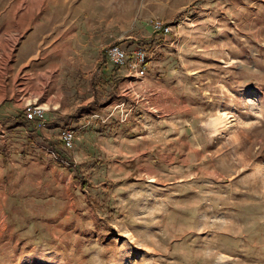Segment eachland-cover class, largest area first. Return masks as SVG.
Returning <instances> with one entry per match:
<instances>
[{"label": "rangeland", "instance_id": "obj_1", "mask_svg": "<svg viewBox=\"0 0 264 264\" xmlns=\"http://www.w3.org/2000/svg\"><path fill=\"white\" fill-rule=\"evenodd\" d=\"M0 49V264H264V0H0Z\"/></svg>", "mask_w": 264, "mask_h": 264}, {"label": "built area", "instance_id": "obj_2", "mask_svg": "<svg viewBox=\"0 0 264 264\" xmlns=\"http://www.w3.org/2000/svg\"><path fill=\"white\" fill-rule=\"evenodd\" d=\"M152 27L153 30L157 31V35L159 36L166 35L170 31L169 25H166L158 19L153 21ZM104 53L106 59L112 66L118 67L124 65L127 69L132 70V72H130L127 76L129 82L133 81L135 83L142 84L149 63V55L147 53L145 41L131 42L123 45L112 42L107 45ZM122 94L125 95L124 93ZM114 110L118 111L117 115L119 120H125L127 119L130 107L126 109L123 100L117 101L113 104L107 117H109ZM22 114L24 118H43V107L40 105L26 104L23 107ZM59 137L65 148L71 147L73 141V130L61 129Z\"/></svg>", "mask_w": 264, "mask_h": 264}, {"label": "crops", "instance_id": "obj_3", "mask_svg": "<svg viewBox=\"0 0 264 264\" xmlns=\"http://www.w3.org/2000/svg\"><path fill=\"white\" fill-rule=\"evenodd\" d=\"M38 8H36V7H34V6H30L28 9H26L25 10V13H22V12H17L18 11V9L15 7L14 9H13V11H12V13H11V16H12V18L14 17V18H16L17 20H16V22H18V25L19 26H24V27H26V29H25V31H27L28 29H30V33L31 34H33V36H31L30 37V39L31 40H33V41H43V37H36V38H34V29L38 26V19H40V18H37V16L36 15H38ZM18 13V14H17ZM17 15V16H16ZM22 15H24V16H22ZM26 16V17H25ZM35 20V21H34ZM32 21H34V22H32ZM28 27V28H27ZM157 36V35H156ZM29 39V40H30ZM46 40H48V38H46ZM17 51V50H16ZM16 51H15V54H16ZM46 53V52H45ZM37 54H38V52L36 51V52H34L33 53V55H31V56H29V57H27V59L29 60V61H32L33 60V58L34 59H36V58H38V56H37ZM17 55V54H16ZM18 56V55H17ZM7 58V53L5 52V51H3V50H1L0 49V64L2 63V62H4L5 61V59ZM28 60H26L25 62H24V65H22L23 67H28V66H31V67H35V65H38L37 64V62L33 65V64H31V63H29V61ZM30 65H29V64ZM44 66H46V64L44 65ZM2 67V66H1ZM0 72H2L1 71V68H0ZM10 117H12V116H10ZM9 117V118H10ZM25 120V119H24Z\"/></svg>", "mask_w": 264, "mask_h": 264}, {"label": "trees", "instance_id": "obj_4", "mask_svg": "<svg viewBox=\"0 0 264 264\" xmlns=\"http://www.w3.org/2000/svg\"><path fill=\"white\" fill-rule=\"evenodd\" d=\"M155 35H157V33H155ZM155 35H153V36H151V37H154ZM131 41L132 40H127V42L126 43H131ZM101 63H102V61H97L96 62V65H95V69L94 70H92V71H90V77H91V79L100 71V69L102 68V67H100V65H101ZM112 72V74H114L115 73V70L114 71H111ZM106 83V80H104V81H101V79L100 80H98V81H95V82H92V84H91V86H92V88H93V102H94V100L96 99V97H97V93H96V91H97V89L99 88V87H101V86H103V84H105ZM111 94H113V91H109L108 92V95H111ZM11 119H14V120H18V119H20V120H24L25 118H24V116H23V114H22V112L20 113H17L15 116H12V117H10ZM59 143L60 144H62V141L60 140L59 141ZM59 158V157H58Z\"/></svg>", "mask_w": 264, "mask_h": 264}]
</instances>
